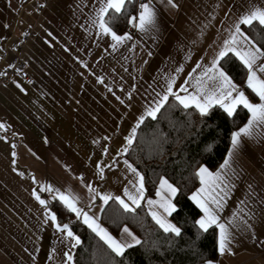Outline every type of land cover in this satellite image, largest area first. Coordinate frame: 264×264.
I'll list each match as a JSON object with an SVG mask.
<instances>
[{
    "label": "crops",
    "instance_id": "1",
    "mask_svg": "<svg viewBox=\"0 0 264 264\" xmlns=\"http://www.w3.org/2000/svg\"><path fill=\"white\" fill-rule=\"evenodd\" d=\"M32 1L0 0V72L23 56L32 76L28 84L12 75L0 88V264H74L75 241L57 231L42 194L58 200L60 194L72 198L114 239L136 245L123 231L127 228L140 241L130 227L114 235L101 223L105 206L101 197H120L133 211L138 209L125 189L138 196L136 173L142 174L125 156L139 125L151 117L148 111L169 83L180 96L197 94L198 79L210 87L205 70L218 58L241 15L253 5L264 8V0H172L171 4L150 0L155 27L148 32L134 26L140 11L137 0H128L135 4L132 17L137 21L129 31L117 33L131 39L116 47L99 27L98 13L105 0H49L38 17L28 11ZM26 28H32L34 35L17 52L12 42L24 39ZM258 75L264 78V73ZM232 81L250 102L260 103L247 80L249 92ZM181 86L187 92L180 91ZM250 119L249 113L241 128ZM229 153L225 158L229 166L221 167L224 160L216 171L208 169L221 175L216 193H227L223 207L211 204L207 193L200 197L208 199L231 233V251L220 253L211 264H264V125H255L250 136L242 135L239 147L233 150L231 144ZM202 187L200 179L191 197ZM158 191L175 205V196L161 190L160 184ZM161 196L156 192L149 200L157 203L147 201L146 207L151 215L155 212L176 226L160 207Z\"/></svg>",
    "mask_w": 264,
    "mask_h": 264
},
{
    "label": "trees",
    "instance_id": "2",
    "mask_svg": "<svg viewBox=\"0 0 264 264\" xmlns=\"http://www.w3.org/2000/svg\"><path fill=\"white\" fill-rule=\"evenodd\" d=\"M134 11L135 4L127 3L124 14H118L111 24L116 33L129 31ZM243 30L264 50V30L259 26H244ZM220 66L239 86H245L248 71L235 55L228 54ZM245 89L249 92L246 86ZM248 116V110L242 106L229 116L219 105L201 116L197 109H185L171 97L155 119L147 117L139 125L125 157L144 177L143 203L136 211H125L111 199L100 216L101 223L114 235L128 226L140 238V243L126 248L122 256L113 253L100 236L75 213L68 211L60 200L42 194L57 216V223L68 224L80 239L74 250V264H206L217 261L220 258L218 230L216 227H210L207 232L199 229L196 221L202 212L191 195L200 186L196 173L202 167L216 171L221 166L229 153L232 134L244 125ZM162 178L177 189L176 211L171 220L180 229V235L165 232L145 204L156 195Z\"/></svg>",
    "mask_w": 264,
    "mask_h": 264
},
{
    "label": "snow or ice",
    "instance_id": "3",
    "mask_svg": "<svg viewBox=\"0 0 264 264\" xmlns=\"http://www.w3.org/2000/svg\"><path fill=\"white\" fill-rule=\"evenodd\" d=\"M128 0H105L104 6L99 9L98 13V22L99 27L105 35H110L111 39L115 41L113 47L124 43L126 40L131 39L127 34L121 36L118 35L113 28L111 27L112 22L116 19L118 14H124L126 11V3ZM168 3H172V0H168ZM175 7V5L173 4ZM140 8L142 9L138 16V23H135L134 26L137 27L142 32H148L155 27V12L149 6V4H141ZM111 10V14L109 12ZM108 17L105 19V17ZM137 21V17H132L130 23ZM241 25L253 28L259 26L261 30H264V8L257 6H250L249 10L241 15L238 23L235 25L234 32L231 35L229 40L224 42L223 49L219 52L218 58L213 61L212 66L205 70L204 75L208 76V81L211 82L210 87L207 84H200V79L197 80L198 85L197 94H191L185 96H180L178 93L172 91V84L169 83L167 92L160 98L156 103L155 107L148 111V116H151L153 119L156 117V113L160 111L164 104L168 101L169 96L175 97L176 101L180 105H183L185 109L190 106H195L199 111L201 116L207 115L208 110L214 105L218 104L224 111L231 116L235 111L238 105H242L248 112L251 114V119L248 124L241 128L238 132H234L231 138L232 149L236 150L240 145V139L242 135H251L252 129L255 125L261 124L264 125V78L258 75V73H264V63H257L264 59V50H261L257 47L241 30ZM242 37L241 40H238L237 37ZM250 45L247 47H237V45ZM229 53L235 55L247 69V87L252 90L259 98L260 103H252L245 96L244 91L240 90L236 84L233 83L232 79L223 70L222 66H219L220 59L226 57ZM199 67V65H197ZM212 73V75H208ZM180 91L187 92V89L181 86ZM235 93V95H233ZM3 127V125H0ZM135 130H133L134 132ZM132 143V138H128V144ZM231 152L229 156H231ZM229 166V160H225L224 165L221 167ZM131 168V165H129ZM134 173L136 169H131ZM138 177V187L136 188L138 196L132 195L125 189V195L128 196V199L132 201L137 207L140 206L139 201L144 197V177L139 173H136ZM196 175L201 179L202 187L198 193L193 194L191 197L200 209L203 212V217L196 221V224L199 226V229L207 232L209 228L215 225L219 229V252L223 255L225 252H230L229 247L231 243V233L229 232L228 227L225 223L219 222L218 213L209 206L207 198H200L201 194L207 193L211 198V204L215 205L217 209L223 207V201L227 195L224 192V195L216 193V189L219 187L217 183L220 181V173L213 174L208 171L207 168H200ZM160 189L166 191L170 197L176 195L177 189L173 187L167 180H160ZM90 191H94L89 186ZM223 192L224 190L221 189ZM212 193H216L212 195ZM157 196H161V191H157ZM41 205H46V201L40 199L39 196L36 197ZM59 199L63 202L64 206L68 211L76 214L77 218L83 217V223L86 224L93 232H95L100 238L104 241L107 247L115 253L117 256H122L126 248L133 247L132 243H122L114 239L105 229L100 227L93 217H90L87 213L82 212L81 209L76 207L75 201L64 195L60 194ZM101 199L106 204L110 199H115L125 211H133L127 203L124 202L120 197H112L105 195ZM162 203L160 207L164 209V212L167 215H172L176 211L175 205L172 204L170 198H164L161 196ZM157 203L156 201L148 200V204ZM153 219L156 223L165 231L172 232L176 235H180V229L175 225L168 223L166 220L158 216L155 212L152 213ZM49 218L55 224V227L58 232H63L66 234V237L75 241L72 244V247L75 248L80 244V239L78 236H75L68 224H59L57 223V216L49 214ZM125 233L132 238L135 244H139L140 241L136 239L129 232L127 228L123 230ZM68 261L72 260V256L68 253H65ZM211 264V262H209Z\"/></svg>",
    "mask_w": 264,
    "mask_h": 264
},
{
    "label": "built area",
    "instance_id": "4",
    "mask_svg": "<svg viewBox=\"0 0 264 264\" xmlns=\"http://www.w3.org/2000/svg\"><path fill=\"white\" fill-rule=\"evenodd\" d=\"M149 1L150 0H137V11H141V4L148 3ZM48 2L49 0H33L30 2L27 7L30 15L32 17H38L39 14L46 9ZM33 35V29L26 28L23 31L24 39H18L17 41L12 42V48L17 52L23 51L26 43L31 40ZM12 75H18L28 84L32 83L29 64L24 60L23 56H20L10 69L0 72V88L10 82Z\"/></svg>",
    "mask_w": 264,
    "mask_h": 264
}]
</instances>
